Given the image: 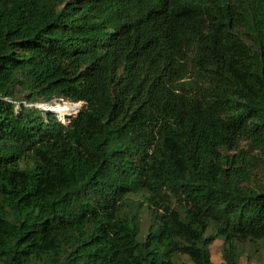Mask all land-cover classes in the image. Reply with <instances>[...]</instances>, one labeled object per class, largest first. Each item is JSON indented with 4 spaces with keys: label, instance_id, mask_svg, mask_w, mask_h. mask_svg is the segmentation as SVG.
Here are the masks:
<instances>
[{
    "label": "trees",
    "instance_id": "trees-1",
    "mask_svg": "<svg viewBox=\"0 0 264 264\" xmlns=\"http://www.w3.org/2000/svg\"><path fill=\"white\" fill-rule=\"evenodd\" d=\"M218 239L221 264L264 242V0H0V264H214Z\"/></svg>",
    "mask_w": 264,
    "mask_h": 264
},
{
    "label": "rangeland",
    "instance_id": "rangeland-1",
    "mask_svg": "<svg viewBox=\"0 0 264 264\" xmlns=\"http://www.w3.org/2000/svg\"><path fill=\"white\" fill-rule=\"evenodd\" d=\"M65 103L70 105V106L76 104V103H73V102H70V101H66V100L60 101V100L55 98V99H53L50 102H46V103L45 102H41V103L34 104V106L38 107V108L41 107L40 109L45 110V112H52V113H55V115L57 117L58 116L60 117V115L57 114L56 111H53L52 109H51L52 111H48V110H50L49 108H51V106L55 107V106H57L59 104H65ZM77 105H78V107H80L79 108V111H80V109L82 108L83 103L80 102L79 104L77 103ZM44 108H46L48 110H46ZM77 115H78V113L74 117H76ZM61 119H63V118H61ZM65 123L67 124L68 122H65ZM149 223H150V218L148 216V213L146 212V210L143 209L141 227H142V231L144 233H146ZM222 244H223V240L222 239H218L210 247L211 257H212V260H213L214 264H221L223 262V259H222ZM242 255L243 256L241 257L240 264H248V263L249 264H264V242L259 243L257 245L244 244L243 245Z\"/></svg>",
    "mask_w": 264,
    "mask_h": 264
},
{
    "label": "bare ground",
    "instance_id": "bare-ground-1",
    "mask_svg": "<svg viewBox=\"0 0 264 264\" xmlns=\"http://www.w3.org/2000/svg\"><path fill=\"white\" fill-rule=\"evenodd\" d=\"M77 107H78L77 104H74V105L70 106V105L65 103V104H59V105H57L55 107L51 106V108H49V109L50 110L52 109L53 111H56V113L60 115V118H63L61 121L65 122L67 120V117L72 115L70 117V118H72V117H74L76 115V113L78 112V110L80 108V107H78V108Z\"/></svg>",
    "mask_w": 264,
    "mask_h": 264
},
{
    "label": "water",
    "instance_id": "water-1",
    "mask_svg": "<svg viewBox=\"0 0 264 264\" xmlns=\"http://www.w3.org/2000/svg\"><path fill=\"white\" fill-rule=\"evenodd\" d=\"M77 103H80V102H77ZM77 103H76V104H77ZM39 108H41V107H39ZM42 108H43V107H42ZM44 109H46V108H44ZM46 110H48V109H46ZM48 111H52V110H48ZM77 113H79V110H78ZM77 113H76V114H77Z\"/></svg>",
    "mask_w": 264,
    "mask_h": 264
},
{
    "label": "clouds",
    "instance_id": "clouds-1",
    "mask_svg": "<svg viewBox=\"0 0 264 264\" xmlns=\"http://www.w3.org/2000/svg\"><path fill=\"white\" fill-rule=\"evenodd\" d=\"M58 118H59V116H58ZM60 119V118H59Z\"/></svg>",
    "mask_w": 264,
    "mask_h": 264
}]
</instances>
